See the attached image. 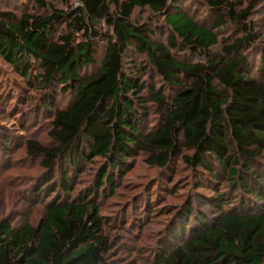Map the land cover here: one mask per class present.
Listing matches in <instances>:
<instances>
[{"label": "trees", "instance_id": "obj_1", "mask_svg": "<svg viewBox=\"0 0 264 264\" xmlns=\"http://www.w3.org/2000/svg\"><path fill=\"white\" fill-rule=\"evenodd\" d=\"M28 1L37 12L18 19L0 11V57L23 82L34 81L45 92L40 108L48 114L54 145L29 139L26 152L51 177L63 162L64 197L46 205L36 226L16 229L0 210V264H102L107 239L100 192L116 189L117 174L139 153L164 173L183 151L191 153L183 156L191 170L203 173L198 187L208 191L201 192L204 204L219 215H203L186 235L193 214L186 204L173 244L162 248L154 264H264V175L253 170L264 154V44H254L249 10H238L232 0H195L215 15L208 26L184 10L181 0H74L77 7L62 0L63 8ZM145 8L162 16L155 29L132 19L136 9ZM229 23L243 25L245 35L214 53L219 29ZM159 33L167 34L164 40L157 39ZM99 43L105 56L100 69L89 73L97 65ZM132 47L177 88L173 104L164 89L147 86L146 67L127 70L124 57ZM251 51L262 56L257 72ZM59 96L72 99L58 108ZM148 101L162 116L151 131L144 130ZM95 159L104 161L95 187L65 198L74 189L66 165L78 173ZM52 179L35 188L38 200ZM222 179L236 196L221 190Z\"/></svg>", "mask_w": 264, "mask_h": 264}, {"label": "rangeland", "instance_id": "obj_2", "mask_svg": "<svg viewBox=\"0 0 264 264\" xmlns=\"http://www.w3.org/2000/svg\"><path fill=\"white\" fill-rule=\"evenodd\" d=\"M45 1L56 8L64 7L62 0ZM232 1L237 3L238 10H249L247 26L254 34V44L263 45L264 0ZM70 4L74 7L79 5L74 0ZM179 4L184 10H189L198 22L208 26L213 24L215 15L195 0H181ZM0 11L8 12L18 19L27 12H37L34 4L28 0H0ZM132 19L139 26L155 29L162 16L145 8L136 9ZM219 30L220 44L212 49L214 53H219L223 44L245 35L243 25L239 24L229 23ZM166 36L159 33L157 39L164 40ZM105 49L103 43L96 46L97 65L93 71L89 69V73L100 69ZM253 54L257 66L254 72H257L260 70L262 56L253 51L249 56ZM194 60L198 61L197 58ZM124 63L128 71H136V66L146 67L148 74L144 78L148 81L147 86L153 84L157 89H164L169 104H173L177 88L168 86L155 69L148 66L145 55L135 52L132 47L125 54ZM44 93L34 81L33 85L23 82L15 69L0 57V210L2 216L16 229L22 228L26 223L36 226L44 218L46 205L58 196L60 199L64 197L63 190L60 191L63 162L57 164L51 177L40 165L41 160L28 157L26 152L25 144L29 139H36L49 146L53 144L49 137L51 126L48 114L40 108V98H43ZM71 99V96H59L56 105L64 108ZM146 109L148 117L144 121V130L151 131L161 122L162 116L159 107L151 101L145 103L144 110ZM190 155L188 151H183L181 156L174 158L172 170L163 173L158 168L147 165L145 155L139 153L129 162L125 172H121L119 177L117 174V188L111 190L105 187L100 192L97 204L104 222L103 236L107 239L102 264H154L162 248L173 244L171 236L182 226L183 214L180 215L179 212L186 204H191L193 209L186 235L189 228L196 226L203 215L209 218L219 215L212 207L204 204L202 193L208 191L198 187L201 176L204 177L203 173L201 170L192 171L183 159V156ZM240 163L242 164V160ZM103 166V160L95 159L92 163L83 164L77 173L72 164H67L66 171L73 178L74 189L65 198L72 200L80 194L85 196L87 191L95 187V179ZM253 168L264 175V154ZM49 178L53 179L41 191L43 199L38 200L35 188ZM245 180L251 182L252 176ZM221 181V190L235 196L238 194V191L229 187L228 181ZM52 188L56 191L51 190ZM238 202L241 201L235 204Z\"/></svg>", "mask_w": 264, "mask_h": 264}]
</instances>
